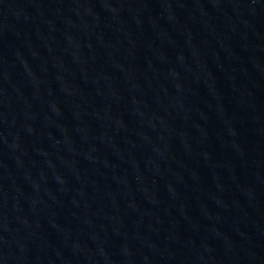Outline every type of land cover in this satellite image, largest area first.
<instances>
[{"label": "water", "instance_id": "water-1", "mask_svg": "<svg viewBox=\"0 0 264 264\" xmlns=\"http://www.w3.org/2000/svg\"><path fill=\"white\" fill-rule=\"evenodd\" d=\"M243 114L264 238V0H214Z\"/></svg>", "mask_w": 264, "mask_h": 264}]
</instances>
